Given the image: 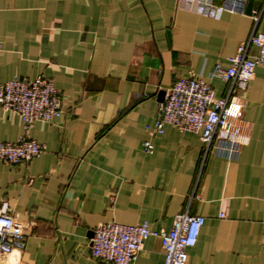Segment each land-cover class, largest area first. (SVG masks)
Returning a JSON list of instances; mask_svg holds the SVG:
<instances>
[{"label": "crops", "instance_id": "obj_1", "mask_svg": "<svg viewBox=\"0 0 264 264\" xmlns=\"http://www.w3.org/2000/svg\"><path fill=\"white\" fill-rule=\"evenodd\" d=\"M253 11L261 13L256 25ZM254 29L264 34L260 0L219 18L178 0H0V85L44 77L63 111L30 130L43 154L0 162V209L24 234L22 248L0 252V264H99L88 249L98 225L168 231L185 211L204 218L187 264H264V66L242 94L251 131L235 160L204 158L193 133L145 129L160 93L189 71L223 97L226 84L208 76ZM22 134L20 119L0 107V142ZM163 261L160 240L150 237L132 264Z\"/></svg>", "mask_w": 264, "mask_h": 264}, {"label": "built area", "instance_id": "obj_2", "mask_svg": "<svg viewBox=\"0 0 264 264\" xmlns=\"http://www.w3.org/2000/svg\"><path fill=\"white\" fill-rule=\"evenodd\" d=\"M245 1L223 0L221 6H215L213 0H178L180 5L186 3L193 12L211 18H219L224 10L241 13ZM260 1L264 4V0ZM260 15L258 11L252 12L255 25ZM251 48L257 53L252 55ZM227 62V67L217 63L208 76L226 84L223 97L216 98L207 81L189 71L172 81L159 105L154 125L147 126L146 131L150 135H161L165 126H171L180 132L193 133L203 144L204 158L213 154L235 160L251 131V125L242 118V94L253 79L255 67L264 66V34L254 29ZM0 107L4 112L15 114L23 127V134L16 142H0V162L24 165L43 154L44 146L32 140L29 134L36 122L52 123L63 114L62 97L52 82L44 77L34 80L14 77L0 85ZM143 151L151 154L153 146L146 142ZM203 224V217L189 215L187 211L174 217L168 231L152 230L146 222L135 226L102 223L93 229L88 249L91 258L99 264H132L145 241L155 237L161 243L163 264H187V250L195 246ZM23 245L24 234L15 228L13 216L3 205L0 252L9 254Z\"/></svg>", "mask_w": 264, "mask_h": 264}, {"label": "water", "instance_id": "obj_3", "mask_svg": "<svg viewBox=\"0 0 264 264\" xmlns=\"http://www.w3.org/2000/svg\"><path fill=\"white\" fill-rule=\"evenodd\" d=\"M160 99L163 100L164 93H160Z\"/></svg>", "mask_w": 264, "mask_h": 264}]
</instances>
